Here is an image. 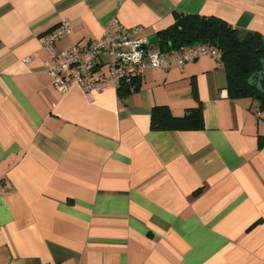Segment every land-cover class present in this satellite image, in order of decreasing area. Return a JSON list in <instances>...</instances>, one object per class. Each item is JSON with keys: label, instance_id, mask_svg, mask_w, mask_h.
I'll return each instance as SVG.
<instances>
[{"label": "crops", "instance_id": "1", "mask_svg": "<svg viewBox=\"0 0 264 264\" xmlns=\"http://www.w3.org/2000/svg\"><path fill=\"white\" fill-rule=\"evenodd\" d=\"M185 14L264 41V0H0V264H264V106L229 96L221 61L90 96L61 93L45 67L40 39L63 21L56 50L113 22L160 47ZM199 105L203 128L151 127L155 106Z\"/></svg>", "mask_w": 264, "mask_h": 264}, {"label": "built area", "instance_id": "2", "mask_svg": "<svg viewBox=\"0 0 264 264\" xmlns=\"http://www.w3.org/2000/svg\"><path fill=\"white\" fill-rule=\"evenodd\" d=\"M140 30L141 27L126 29L113 22L99 41L73 44L70 48L56 50L54 44L73 31L69 22H61L40 39L50 55L45 67L53 77L55 87L61 93H66L74 84H79L90 96L94 90H103L110 85L118 90L131 87L147 69L182 67L205 54L221 61V52L211 42H196L162 50L154 47L146 37H133ZM102 56L106 57V61ZM105 63L108 65L107 74L100 70ZM97 72H101L100 75L97 76Z\"/></svg>", "mask_w": 264, "mask_h": 264}, {"label": "trees", "instance_id": "3", "mask_svg": "<svg viewBox=\"0 0 264 264\" xmlns=\"http://www.w3.org/2000/svg\"><path fill=\"white\" fill-rule=\"evenodd\" d=\"M248 31L233 27L226 21L199 14H185L177 16L175 22L166 29L158 32V44L162 50L179 47L196 42H211L221 52L228 77V91L232 98L254 97L264 106V93L248 82L250 76L260 67V58L264 52L256 53L249 43H244V35ZM255 37H258L254 34ZM260 38V37H259ZM136 84V81L133 85ZM130 87L119 91L126 94ZM193 96L198 99L196 83H193ZM203 128L204 118L201 105L189 109L183 117H175L167 106H155L151 113V127L153 129H168L173 127Z\"/></svg>", "mask_w": 264, "mask_h": 264}, {"label": "water", "instance_id": "4", "mask_svg": "<svg viewBox=\"0 0 264 264\" xmlns=\"http://www.w3.org/2000/svg\"><path fill=\"white\" fill-rule=\"evenodd\" d=\"M243 42L249 43V46L256 53L264 52V41L259 37H255L254 34L251 32H247L244 35ZM259 63H260L259 69L250 76L248 82L251 85L256 86L260 92L264 93V56L260 58Z\"/></svg>", "mask_w": 264, "mask_h": 264}]
</instances>
